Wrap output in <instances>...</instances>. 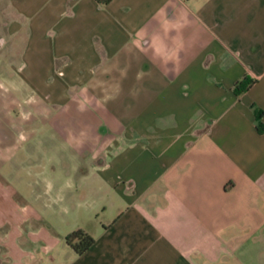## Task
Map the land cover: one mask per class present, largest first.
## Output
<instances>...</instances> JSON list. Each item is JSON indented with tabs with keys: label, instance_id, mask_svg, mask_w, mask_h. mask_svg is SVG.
<instances>
[{
	"label": "crops",
	"instance_id": "0c3cea01",
	"mask_svg": "<svg viewBox=\"0 0 264 264\" xmlns=\"http://www.w3.org/2000/svg\"><path fill=\"white\" fill-rule=\"evenodd\" d=\"M8 1L24 21L6 30L29 31L35 120L69 98L92 104L103 86L131 101L107 108L103 132L127 123L91 169L113 200L54 204L69 213L59 232L17 215L0 264H264V0ZM243 76L253 81L235 94ZM25 125L0 120V166ZM75 229L93 239L80 253L64 242Z\"/></svg>",
	"mask_w": 264,
	"mask_h": 264
},
{
	"label": "rangeland",
	"instance_id": "374dc122",
	"mask_svg": "<svg viewBox=\"0 0 264 264\" xmlns=\"http://www.w3.org/2000/svg\"><path fill=\"white\" fill-rule=\"evenodd\" d=\"M12 21L24 20L8 0H0V120L26 121L19 132L13 133L16 149L0 166V235L17 215L35 214H39L43 224H50L59 232L67 225L65 218L69 213L59 214L55 205L63 207L71 198L86 201L88 206L94 202L108 205L113 200L103 183L91 174V169L97 161L112 160V149L105 146L111 147L109 137L122 133L127 123L126 118L121 121L117 117L121 122L117 121L115 130L109 127L108 132H103L106 125L103 120L114 121L107 108L111 107L114 97L124 104L131 100L127 94L112 95L107 91L112 93L113 89L103 86L92 97V104H80L69 98L62 105L51 106L53 112L49 118L35 120L36 106L38 103L42 106V98L28 85L21 68L29 31L25 28L10 33L5 26ZM69 85L72 90L76 89L75 84ZM39 113L46 112L41 109ZM81 167L89 171L86 180L78 172Z\"/></svg>",
	"mask_w": 264,
	"mask_h": 264
},
{
	"label": "trees",
	"instance_id": "16d2710c",
	"mask_svg": "<svg viewBox=\"0 0 264 264\" xmlns=\"http://www.w3.org/2000/svg\"><path fill=\"white\" fill-rule=\"evenodd\" d=\"M99 4H106L109 0H95ZM253 80L243 76L238 79L233 85V91L235 94H241L244 92ZM254 116L256 120V127L255 129L257 132H262L264 130V125L261 121L262 112L260 109H254ZM93 239L92 237L87 234L86 232L82 231L81 229H75L69 232L64 236V242L70 246L75 252L80 253L85 250L88 246L91 245Z\"/></svg>",
	"mask_w": 264,
	"mask_h": 264
}]
</instances>
